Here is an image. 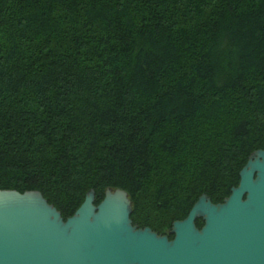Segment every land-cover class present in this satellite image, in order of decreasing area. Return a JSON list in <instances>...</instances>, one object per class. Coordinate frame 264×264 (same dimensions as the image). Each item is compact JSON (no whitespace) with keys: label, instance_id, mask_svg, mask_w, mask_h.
<instances>
[{"label":"trees","instance_id":"1","mask_svg":"<svg viewBox=\"0 0 264 264\" xmlns=\"http://www.w3.org/2000/svg\"><path fill=\"white\" fill-rule=\"evenodd\" d=\"M262 147L264 0H0V188L119 187L169 237Z\"/></svg>","mask_w":264,"mask_h":264},{"label":"water","instance_id":"2","mask_svg":"<svg viewBox=\"0 0 264 264\" xmlns=\"http://www.w3.org/2000/svg\"><path fill=\"white\" fill-rule=\"evenodd\" d=\"M93 200L89 188L62 218L37 189L0 188V264H264V147L221 201L202 192L172 220L170 238L131 222L122 188Z\"/></svg>","mask_w":264,"mask_h":264},{"label":"rangeland","instance_id":"3","mask_svg":"<svg viewBox=\"0 0 264 264\" xmlns=\"http://www.w3.org/2000/svg\"><path fill=\"white\" fill-rule=\"evenodd\" d=\"M169 229V228H168ZM168 229L166 228V231H168Z\"/></svg>","mask_w":264,"mask_h":264},{"label":"flooded vegetation","instance_id":"4","mask_svg":"<svg viewBox=\"0 0 264 264\" xmlns=\"http://www.w3.org/2000/svg\"><path fill=\"white\" fill-rule=\"evenodd\" d=\"M168 236V235H167ZM172 236V235H171ZM171 236H169V238L171 237Z\"/></svg>","mask_w":264,"mask_h":264}]
</instances>
